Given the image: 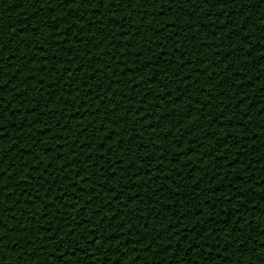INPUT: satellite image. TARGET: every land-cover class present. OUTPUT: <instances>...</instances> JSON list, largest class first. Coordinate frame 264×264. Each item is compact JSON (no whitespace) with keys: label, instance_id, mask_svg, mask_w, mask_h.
I'll use <instances>...</instances> for the list:
<instances>
[{"label":"snow or ice","instance_id":"1","mask_svg":"<svg viewBox=\"0 0 264 264\" xmlns=\"http://www.w3.org/2000/svg\"><path fill=\"white\" fill-rule=\"evenodd\" d=\"M19 2L23 7L25 0H19ZM257 2L261 4L260 9L264 8V0H72L69 3H66L65 0H40L39 8L35 7L37 0H31L34 13L42 8L44 9V16H47L49 7L57 8L64 5V8L69 11L75 10L76 15L69 17L68 11L60 10L56 11L50 18L47 17V19L43 17L34 18V20H39L40 23L31 25V38L22 39L24 37V33H22L18 40L12 41L7 51H5V45H8L11 38L7 41L0 38V88L9 83L12 75H16L18 71L20 73L18 79L11 84L10 92L0 91V129H2L0 130V137L5 136L6 133L9 137L7 149L0 147V174H2L0 175V264H5V261L9 259V255L4 253L5 248H7L9 254H17L13 264H47L49 246L53 249L54 254H58V261L62 262L66 256H76L77 250L80 249L79 240L81 239L85 241L83 255L87 258V261L78 262V264L95 261L97 250L103 248L104 245L115 249L112 253L115 260L108 259V264H117V262L125 264L129 252L132 253L131 264H141V259H138V257L147 254H151L154 260H144L143 264H161V261H163V264H172L173 256H177V264H181L182 253L185 256V253L192 249L193 244H196L197 247L192 249V252L197 250L200 252L198 264H208V261L217 264L219 259H208L220 247L217 231L211 224L205 227L203 232L197 231L202 223L197 217L204 216L203 209H200L191 217L184 212H180L176 219L172 221L171 225H176L172 229L165 225L164 228L157 231L149 223L154 219L157 220V216L159 220L169 219L170 217L166 216L165 213L173 211V204L177 208L180 204L179 201H172L171 196L165 197L163 194L165 186L163 184H158L157 189L153 190V195L148 197L147 202H145V197L141 194V191H148L150 186L159 181L162 175L169 177L171 174L163 167L165 159L169 157L155 143L159 139V134L154 135L149 141L151 146L159 153L158 156L154 153L140 155V153L145 152V147L141 148V145H144L142 135L149 128L155 132L156 124L153 121H158L161 117L167 116L168 119L164 120V123L167 124L170 120H175L173 127L177 131L184 127L185 139L192 137V142L189 145L192 152L188 153V149H185L183 145H181L179 151L187 152L189 159L192 158L193 154H196L197 159H200L203 154L196 153L195 145L199 143V140L193 137V133L200 132L203 125L193 127L197 121L202 119L209 123V128L203 131V139H215L219 133L211 128V125L218 124L223 129L225 127L223 121L227 119L231 122L234 115L242 117V123L232 127L242 128L245 134L248 132L247 126L252 118L248 114L247 116L244 115L249 111V107L245 110V106L251 105L253 101L251 96L244 95L243 90H240V85L246 84L247 81L238 77L237 73L239 72L233 71V68H243L241 66L245 64V56H247L245 53H251V56H247L249 58L247 63L250 64L253 48H249L245 52L243 41L235 48L231 46L229 41L234 38L241 39L239 32H241L244 21L252 16V12L247 11L245 12L247 15L245 13L239 15L243 16V20L240 21L239 32L233 27L235 23L233 18V22L229 24L227 12L237 8L238 5H255ZM196 6H200L199 11H197ZM164 7L188 9V12L173 11L171 14L173 18L165 20L164 18L170 15H158L164 11ZM150 8L156 9L155 15L149 11ZM96 9H100V12L94 16L96 18L90 20L91 25L94 27H89L88 24L84 23V20L88 16H93L91 13ZM125 9L135 10L136 16L141 18L140 28H143L145 24L150 25L149 28L145 29V32H152L151 40L146 34L141 35L139 31L134 30L131 23L124 16L119 15ZM57 12L61 15L57 16ZM217 12H223L225 15L217 19L215 17ZM189 13H194V17H191ZM209 13H212V15H209ZM259 16H264V14ZM259 16L258 22L261 26H264V19H260ZM80 17H84V20L82 21ZM49 21L56 26L46 27L45 25ZM57 21L61 22L57 24ZM112 21H123V25L111 23ZM204 21H207V23L205 24ZM178 24H181V27H177ZM201 24L207 25L208 27L205 29L215 33L214 36L217 35L216 27L219 24V31L223 33V37L215 40L211 38L201 40L198 35L202 30ZM61 25H65V27L61 28ZM111 25H115V33L106 30ZM166 25H171V27L166 28ZM250 26L252 24L248 28ZM69 28H72L70 34L68 32ZM93 28L96 31H93ZM248 28L243 31V36H249ZM33 29L37 31H33ZM41 29H47V36L41 32ZM169 29L172 31H169ZM253 31H257L255 27H253ZM86 32L89 33L87 41L83 38ZM233 32L237 33L234 37L231 36ZM97 33H99V39H96ZM116 33H124L125 42L122 45L118 46L115 39L112 38ZM177 33H180V35H177ZM54 34H58L61 39L57 41ZM182 35L183 39H180ZM48 37H52V39L49 40ZM262 37H264V34L258 38L257 43H264ZM93 41H95L94 44ZM143 41H148V43L145 44ZM85 44H92V47L97 49L95 57H93L91 48L86 49L83 47ZM106 44L109 47L105 48ZM189 44H192L200 54L196 55L192 51H181ZM170 45L172 47L169 51ZM24 46H27L29 52L21 55L20 48ZM153 46L159 48L160 51L154 52ZM121 47L125 49L123 54L120 53ZM16 48L19 49L18 52H13L12 49ZM49 48L53 51L49 52ZM133 48H135V52L132 51ZM69 49H71V52L68 51ZM112 49H116V51L113 52ZM205 50L211 53L213 59L209 60L205 56ZM57 52L63 53L64 58L58 57ZM74 52L77 55L74 56ZM145 52L154 53V55L150 56L149 60L141 61V57ZM255 52L259 53L256 59L264 57V49L261 48ZM6 53L7 55H5ZM29 53L35 55L36 59L32 60ZM9 56L24 58L23 63L19 59L10 61L13 65L12 69H14V71H11V75H9L7 63H4ZM105 56L107 62L100 67ZM78 60L81 62L78 63ZM85 64L91 68V71L86 75L89 78L91 77L92 81H95L96 76L107 69L108 72L105 73L103 79L108 80V85L105 86L104 83L93 85L85 81L84 77L79 75L85 73ZM113 64H118V70L122 74V76H117L115 80L110 79L108 75V73L115 71ZM146 64L148 65L147 68L144 67ZM173 67L175 70L170 71ZM77 69L81 70L77 71ZM133 69L135 70L133 71ZM186 69L187 71H185ZM216 69H220L219 73L215 71ZM149 70H152L151 75L144 76L141 79L142 74L149 72ZM194 73L195 80H193ZM5 76H7V79H5ZM160 76L164 77L168 83H159L157 80L155 83L150 82L153 77ZM30 77L33 79L29 80ZM46 77L54 78L49 79L46 84ZM124 77L127 78V84L132 86L131 92H135L136 88L144 84H158L162 91L154 94L153 103L150 106L144 97H148L149 93L152 95L151 89L144 91L139 107H135L137 104L135 99H128L123 92L117 93L115 91L119 81ZM232 77H235V80H232ZM201 78L204 79L205 84L210 86V90L205 87V84L201 83ZM230 80L231 82H229ZM41 81L43 83H40ZM81 81H83L82 84ZM173 84L176 85L175 88L172 87ZM225 84L229 85L227 90L224 88ZM180 85L184 86L185 91H180ZM81 87L85 90V96L93 99L96 103L89 105L87 101L80 100L78 94ZM46 88L53 93L48 100H42L41 96L35 95L36 93L42 94ZM57 89L60 91H57ZM260 89H264V85H261L257 91ZM173 91L177 93L175 96L172 94ZM193 92L205 95L204 102L201 103L199 98L194 99ZM73 93H76V95ZM6 95L8 96L7 102L5 100ZM13 95L24 96L18 106L14 107L17 101L11 105L13 112H20L16 116L9 115L5 111L9 108L8 102L12 101ZM117 95H120L122 100L113 102V97ZM68 97L72 98V107L76 109L75 113L68 112ZM160 97H164V99H160ZM178 97L181 99L179 102L174 103ZM224 97H227L229 101L227 105L223 99ZM246 97L249 98L246 99ZM242 100L245 102L240 104L237 109L236 105ZM57 101L63 107L60 108L59 114H54L53 104ZM124 101H127V103H124ZM182 101H188V103L178 111V106ZM77 102H79V106H77ZM161 104H167V113L161 111L160 116H156L144 111L146 106L155 109L159 108ZM28 105H30V108H26ZM229 105H231L233 111L228 112L225 116L226 106ZM45 108L50 120H55L56 123L48 122L47 130L44 128L37 129V126L44 122L42 117ZM22 109L26 111L32 109L34 111L31 113L27 111L25 116ZM81 109H84L86 114L92 117V120L83 126L77 122L74 127L79 133L78 139L69 143L65 139L66 134L72 131V126L68 123L69 117L75 119ZM256 109L261 112L264 107L258 104ZM216 110H219L217 115L212 116L213 111ZM65 112H68V116L64 115ZM189 113L191 114L189 115ZM194 113L195 119H193ZM17 116L23 117L19 123L15 119ZM29 116L32 117L31 121L27 118ZM210 116L212 119L209 121ZM261 116L264 117V115ZM133 117L135 118L134 123L138 125L137 127H133L129 123ZM185 120L191 121V123L185 125ZM146 121L148 122L147 125L145 124ZM93 122L99 125L94 135L103 133V138L97 137L100 140L99 144H96L94 139L86 135L88 128L93 126ZM13 124L17 125V128L11 127ZM20 125H23V127H19ZM57 128L62 129V133L53 130ZM9 129H12V131L9 132ZM37 131L44 133V135L38 137ZM209 132L212 133L210 138L207 135ZM124 134H128L127 141H125ZM109 136H111V139L106 140ZM179 139L180 137H177V140ZM48 140H52L53 143L49 144ZM4 141L0 139V145H3ZM56 141L62 143L57 144ZM224 141L225 143L219 145L220 148L226 146L227 140ZM25 143L28 144V149H24ZM236 143L239 144L240 140H237ZM63 145H67L70 149V159L68 160H65L62 155L64 152ZM73 145L78 149V152L72 150ZM85 145H88V147H84ZM101 145H103L102 148ZM13 146L15 147L13 148ZM200 147H203L202 143H200ZM38 148L51 149L56 152V157L48 160L47 163H42L40 155L47 157L48 152L44 150L38 153ZM10 149L12 151L5 157V153L9 152ZM24 152L28 154L25 155ZM80 155H84L85 158L81 160ZM26 157H32L36 164H31V161L27 160ZM89 157H92V159H88ZM56 159L63 162L59 164L58 168L53 169L52 164ZM5 161H10L7 167L4 165ZM76 161L80 162L76 163ZM137 161H140V168H136ZM179 163V160L175 162V164ZM200 163H203V159H200ZM182 167H190L189 161H184ZM141 169H146V171H141ZM18 176L19 179H17ZM46 176L51 178V182L47 184V189L44 188ZM145 176L147 179H142ZM191 179L195 181V177H191ZM9 180L11 183H7ZM33 180H35V185L32 184ZM63 181H67V183H62ZM112 181H116V183L113 184ZM125 182L134 185L132 188H127V192L131 193L130 197L134 199L130 200V197H126ZM57 185H61V187L53 195L52 190L57 189ZM118 187L120 188L119 192H117ZM30 188L32 191L29 190ZM69 188H71V193L68 191ZM97 188L101 190L97 191ZM42 191L47 199L40 200L37 208L39 193ZM236 191L239 192V189ZM179 193L180 189L177 186L171 195L179 196ZM69 195L72 197L71 200H69ZM165 199H167V203H163ZM233 199L238 200L240 197L238 195L235 197L229 196L226 198V202L231 203ZM97 200L100 201V205L94 207ZM249 203H252V201L249 200ZM25 204L28 205L27 210L21 211V207ZM113 204H118L119 208L113 207ZM130 204H133L134 207L129 208ZM57 205H59V208H57ZM157 205L160 207L158 208ZM8 209L15 210L9 212L6 211ZM49 209L52 210L51 213ZM82 209L83 213L81 212ZM89 210H91V215L88 214ZM227 211L228 209H225V212ZM18 212L21 219H17ZM57 214H59V217ZM49 215L53 217L52 221L49 220ZM210 215H215L214 208L211 210ZM121 217L128 218L121 219ZM186 220L194 222L187 224L184 223ZM53 221H56L55 231L52 226ZM41 222H47V224ZM204 222L206 223V221ZM101 224H103V227H100ZM86 225H91V227H86ZM136 225L139 226L142 232L135 231L137 229ZM251 227V222H248L247 228L234 227L232 232L229 233L230 236H236L239 232L242 236L241 239H237L235 242L232 240L227 242V245H231V248L234 249L232 254H235L245 244L247 245V252L251 250L248 244L245 243V241L255 239L248 232ZM77 228L83 229L79 237L77 236ZM113 228L116 231H110ZM185 229L193 230L191 232V242H189L190 233H186ZM234 229L238 230L234 231ZM246 232L248 234L244 235ZM161 233L164 234V238H160ZM205 233H207V236H205ZM258 235L264 236V229H258ZM113 236H116L117 239L112 240L111 237ZM128 240H132L133 243L126 244L125 242ZM213 240H215V245H219L218 247H213ZM137 241L139 243H136ZM157 241H161V243H157ZM65 243L72 246L70 251L65 249ZM184 244H186V247H182ZM205 244L208 247L205 248ZM9 245H16L17 250L15 252L11 251ZM137 245L140 246V251H134L137 249ZM169 245L172 247L169 248ZM259 245H264V240L258 242V247H255L256 251L261 248ZM149 248H151V251H146ZM121 249L124 250L123 255L120 254ZM165 249H168V251L165 252ZM202 251L204 256H201ZM224 252L227 253L228 250H224ZM169 254H171V259ZM100 255L103 259V253H100Z\"/></svg>","mask_w":264,"mask_h":264},{"label":"trees","instance_id":"2","mask_svg":"<svg viewBox=\"0 0 264 264\" xmlns=\"http://www.w3.org/2000/svg\"><path fill=\"white\" fill-rule=\"evenodd\" d=\"M66 3L72 2V0H65ZM40 6V0H37V4L35 7L39 8ZM22 7V4L17 2V0H2L0 2V38H2L4 41H7L9 38L8 45H5V51L8 50L10 47L12 41L18 40L20 35L24 33V38H31L32 36V29L31 25H38L40 23L39 20H34V18L43 17L44 19L50 18L56 11L65 10L68 11V16L72 17L76 15L75 10H67L64 8V5H60L57 8L49 7L47 10V16H44V9H40L38 12H33V9L31 7V0H25L24 5ZM159 5L157 6V8ZM197 11L200 10V6H196ZM261 4L257 2L255 5H243V6H237V8H233L231 11L227 12V15L229 17V24H231L234 20L233 27L236 29V31L239 32L240 29V21L243 20V13L247 11L252 12V16L249 17L244 21V25L241 28V32H239V36L241 39L234 38L233 40L229 41L231 46L235 48L237 45L241 44L242 41L244 42L243 47L245 49V52L249 48H253V53L251 57V63H247L248 57L251 56V53H245V64L241 67L243 68H233V71H237V76L241 79H244L247 81L246 84L240 85V90H243V94L246 96H251L253 103L249 106H245V110L249 107V111L245 113L244 115L247 116V114L252 118L251 122L248 124V132L245 134L243 132V129L240 127H232L235 125H238L242 123V117L235 116L233 117V120L231 122L227 121L225 119L223 122L225 124V127L221 129L218 124L211 125V128L215 129L216 132L219 133V135L215 139H203V131L207 128H209L208 121L205 120H199L193 127H197L200 125H203L200 132H194L193 137L198 138L199 143L195 145L196 147V153L203 155L200 156V159H203V163H200V159H197V155L193 154L192 158L189 159V156L187 152H180L179 148L181 145L185 149H188V153L192 152V149L189 148V145L192 142V137H189L188 139H185L184 133L185 128L181 127L179 131L173 127L175 124V120H170L167 124L164 123V120H167L168 117H161L158 121H153L156 124L155 132H153L150 128L147 129L143 135L142 139L144 141V145H141V148L145 147V152L140 153L141 156L146 155L147 153H154L156 156L159 155V153L156 152L155 148L151 146L149 141L151 138L159 134V139L155 141L156 145L165 152L166 156H168V159H165L163 167L167 170L168 173L171 175L169 177L161 176L159 181L154 182L148 191H141V194L145 197V202H147L148 197L153 195V190L157 189L158 184H163L165 186V192L163 193L165 197L171 196L172 201H179V208L175 206V204L172 205L173 211L171 213H165L166 216L170 217L169 219L159 220V217L157 216V220H152L149 223L154 227L157 231L160 228H164L165 225L169 226V229H172L176 227V225H171L172 221L176 219V216L180 212H184L187 216L191 217L193 216L197 211L200 209H203L204 216L197 217L198 220L202 221L201 225L198 227L197 231L203 232V229L207 227L209 224L215 228V230L218 233V238L220 241V247L218 251L213 254L212 256H209L208 259H219L217 260V264H264V245H259L261 247L259 251H256L255 247H258V242L261 240H264V236L258 235V229H264V117L261 115H264V110H261V112H258L256 107L258 104H260L261 107H264V89H260L257 91L261 85H264V57H261L259 59H256V57L259 55V53L255 52L260 50L261 48L264 49V43L259 44L258 38L264 34V26H261L258 22V16L260 14H264V8H261ZM260 9V11H259ZM83 10V9H82ZM150 12L155 15L156 9H149ZM173 11L180 12H188V9H181V8H168L164 7V11L159 13L158 15H170L166 16L164 19H172L173 17L171 14ZM100 12V9H96L92 11L93 16H88L85 20L84 17H80V19L89 27H94L91 25L90 20L94 19L95 15H98ZM137 13H135L134 9H125L124 11H121L119 15L124 16L126 20H128L131 23V26L134 30L139 31L141 35H147L149 40L152 38V32H145V29L149 28L150 25L145 24L143 28L139 27V24L141 22V18L136 16ZM57 16L61 15V13L57 12ZM191 17H194V13H189ZM209 15H212V13H209ZM225 13L223 12H217L215 13V17L217 19L223 17ZM247 15V13H245ZM27 17V19H25ZM233 18V20H232ZM260 19H264V16H259ZM61 21H57V24H59ZM111 23H117L120 25H123V21H112ZM206 24L207 21H204ZM249 28L248 26L251 25ZM46 27H55L56 25L51 24V21ZM65 27V25H61V28ZM75 27V26H73ZM167 27H171V25H166ZM177 27H181V24H178ZM187 27V26H186ZM201 32L198 33L201 40H207L209 38L211 39H220L223 37V33L219 31V24H217L216 32L212 33L210 30L205 29L208 26L201 24ZM253 27L256 28L257 31H253ZM248 28L249 36H243V31ZM112 33H115V25L109 26L108 29H106ZM33 31H37L36 29H33ZM72 28H69L68 32L71 33ZM93 31H96L95 28H93ZM169 31H172L169 29ZM41 32L47 36V29H41ZM207 33V35H205ZM55 39L59 41L61 38L58 34H54ZM124 33H116L115 36L112 38L115 39L117 45H122L125 42V37L123 36ZM177 35H180V33H177ZM237 33L233 32L231 36H236ZM85 41L89 39V33H85V36L83 37ZM139 38V37H137ZM264 38V37H262ZM49 40L52 39V37H48ZM96 39H99V33H97ZM180 39H183V35L180 37ZM23 43V41H21ZM95 41H93V44ZM143 43L147 44L148 41H143ZM83 47L91 48L93 52V57L96 56L97 49L95 47H92V44H85ZM109 47V45H105V48ZM154 47V52L160 51L159 48ZM171 45L169 46V51L171 50ZM206 47V46H205ZM18 48L12 49L13 52H18ZM43 50V49H41ZM49 52L53 51V49H48ZM71 52V49L68 50ZM113 52L116 51V49H112ZM125 49L123 47L120 48V53L123 54ZM135 52V48L132 50ZM181 51L187 52L192 51L196 55H199L200 53L196 51V49L193 47L192 44H189L187 47L182 48ZM241 51H243L241 49ZM29 52V49L27 46L20 48V54ZM32 53H29V56L32 60H35V55H31ZM7 55V53L5 54ZM73 55H77L75 52ZM154 53H148L145 52V54L141 57V61L149 60L150 56H153ZM163 55V54H162ZM57 56L60 58L63 57V53L57 52ZM205 56L211 60L213 59L210 52L205 50ZM19 59L21 63H23L24 58H20L17 56H9L7 61H4V63H7L9 75H11V71H14L12 69L13 65L10 63V61ZM190 59V58H189ZM235 59V57H233ZM80 63L81 61H77ZM107 62V57L105 56L104 61L101 62L100 67L103 66V63ZM190 63V62H189ZM195 63V61H193ZM199 63V62H198ZM145 68L148 67V65H144ZM223 67V66H221ZM113 69L115 71H112L108 73L109 78L115 80L117 76H122V74L118 70V64H113ZM81 69H77V71H80ZM135 69H133L134 71ZM174 67L170 69V71H174ZM91 68L88 67L87 64H85V73H81L79 75L84 77V80L87 81L90 84H98V83H104L105 86L108 85V80L103 79L105 73L108 72L107 69H105L104 72H102L99 76H96L95 81L91 80V77L89 78L86 73L90 72ZM151 71L143 73L141 76V79H143L144 76H150ZM187 71V69L185 70ZM217 73H219L220 69L215 70ZM19 71L16 73V75H12L11 80H9V83L7 85H4L3 88H0V91L3 92H10L11 91V84L14 83L18 77H19ZM54 77H46L45 83L47 84V81ZM5 79H7V76H5ZM33 78H29V80H32ZM196 79L195 73L193 74V80ZM232 80H235V77L231 78ZM156 80L159 83H168L167 80H165L164 77H153L152 83H155ZM231 82V80L229 81ZM40 83H43L41 81ZM83 81H81V84ZM201 83L205 84V81L203 78H201ZM239 83V81H237ZM131 85L127 84V78H122L115 91L117 93L123 92L124 96H127L128 99H135L137 101V104L135 107H139V102L141 100V96L144 91L151 89V93H149L148 97H144V99L147 100L148 105L150 106L153 103L154 94L159 93L162 91V88L159 87L158 84H144L141 87L136 88L135 92H131ZM173 88L176 87L175 84L172 86ZM205 87L210 90V86L205 84ZM229 87L228 84L224 85L225 90H227ZM57 91H60L57 89ZM67 91V89H65ZM180 91H185V88L183 85H180ZM239 91V90H238ZM52 91L50 89H45V91L41 93H36L35 95L41 96L42 100H48L49 97L52 95ZM63 94V93H61ZM76 95V93H73ZM139 94V95H138ZM174 96L177 94L175 91L172 93ZM80 96V100L87 101L89 105L96 103L93 99L85 96V90L83 87H81V91L78 94ZM223 95V94H222ZM231 95V93H229ZM193 98H199L200 102L203 103L205 99V95H201L199 92H193ZM249 97H246L248 99ZM24 99L23 95H13L12 101H9V108L5 109L6 112H8L9 115L16 116L19 115L20 112H13L11 110L12 103L17 101V104L14 105V107L18 106L20 103V100ZM68 112L75 113L76 109L72 107V98L68 97ZM160 99H164V97H160ZM181 98L178 97L175 102H179ZM225 100V104L227 105L229 101L227 100V97L223 98ZM5 100L7 102L8 96H5ZM122 100V97L120 95L113 97V102H120ZM245 101H240L238 105H236L237 109L239 108L240 104H243ZM124 103H127V101H124ZM188 103V101H182L178 106V111L180 109H183L185 105ZM77 106H79V102H77ZM63 107V105L60 104L59 101H57L55 104H53L54 114H59L60 108ZM158 107V106H157ZM26 108H30V105L26 106ZM24 111L25 116L28 113H31L32 109H28L27 111L25 109H22ZM131 111V109H129ZM145 112H148L150 115H156L160 116L161 111L164 113H167L168 107L167 104H161L159 108H151V107H145ZM219 110L213 111L212 116H216ZM233 109L231 108V105L226 106V112L225 116L228 112H232ZM68 112H65L64 115L68 116ZM191 113H189L190 115ZM122 115V114H121ZM82 117V119H80ZM29 121L32 120V117H27ZM75 118V117H74ZM17 122L19 123L20 120L23 119L22 116H17L15 118ZM43 121L41 124L37 126V129L44 128L47 130L48 122H51L53 124L56 123L55 120H50L47 109L45 108L44 116L42 117ZM134 117L132 121H129V123L132 124L133 127H137L134 123ZM193 119H195V113L193 114ZM212 117L210 116L208 120L210 121ZM92 120V117L90 115H87L84 109H81L80 112L76 115V118L73 119L69 117V125L72 126V131L67 133L65 136V139L70 143L71 141H74L78 139L79 133L74 127V125L79 122L83 126L84 124H87L89 121ZM26 123V122H25ZM147 121L145 124L147 125ZM185 125H188L191 123V121L185 120ZM215 123V122H214ZM13 128H17V125L13 124L11 125ZM19 127H23V125H20ZM99 125H96L93 122V126L88 128L87 136L91 139H94L96 141V144H99L100 140L97 137L103 138V133H95L96 128H98ZM171 129V131H169ZM2 130V129H0ZM54 131H58L62 133V129L57 128L53 129ZM102 130V129H101ZM190 131V129H188ZM12 129H9V132H11ZM27 131V129H25ZM227 133V135H225ZM37 136H43L44 133H39V131L36 132ZM253 134H255L253 136ZM114 135V134H113ZM208 137L210 138L212 136V133L209 132ZM177 137H180L179 140H177ZM223 137V139H221ZM8 135L7 133L5 136L0 137V139L5 140L3 145H0L3 149H7L8 144ZM59 138V137H57ZM118 138V137H117ZM125 141L128 139V134H124ZM47 139V137H45ZM111 139V136L107 137L106 140ZM227 140V144L224 148H220L219 145L222 143H225L224 140ZM240 140V143L237 144L236 141ZM114 142V141H113ZM48 143H53L52 140H48ZM57 144H61V141H56ZM200 143L203 144V147H200ZM64 146V152L62 153L65 160L70 159L69 157V147L67 145ZM61 146V147H63ZM15 146H13L14 148ZM24 149H28V144L25 143L23 146ZM35 147V146H34ZM84 147H88V145H85ZM101 148L103 145L100 146ZM211 149V151H209ZM48 152V156L45 157L44 155H40V160L42 163H47L48 160L53 159L56 157V152H53L51 149H37L38 153H41L42 151ZM73 151H77L78 149L75 148V145H73L72 148ZM12 150L10 149L9 152L5 153V157H7ZM139 152V150H137ZM24 154H28L27 152H24ZM226 157V159H225ZM59 158V157H57ZM85 158L84 155H80V159L83 160ZM115 158V157H113ZM27 160L31 161V164L35 165L36 161L32 159V157H26ZM88 159H92V157H89ZM180 161L179 164H175V162ZM189 161L190 167H182L184 165V161ZM10 161H5L4 165L7 167L8 163ZM63 161L56 159L54 163L52 164V168L56 169L59 167V164ZM80 161H76V163H79ZM119 163V162H117ZM146 163V161H145ZM247 165V167H246ZM80 166V165H77ZM67 167V165H66ZM136 168H140V161H137ZM135 171V169H133ZM141 171H146V169H141ZM35 174V173H34ZM155 175V173H153ZM2 175V174H0ZM139 175V173H138ZM191 177H195V181L191 179ZM20 177L18 176L17 179ZM74 179V177H72ZM10 179H12L10 177ZM142 179H147V177H142ZM159 179V178H157ZM45 185L44 188L47 189V184L51 182L50 176L45 177ZM198 182V183H197ZM7 183H11V181H7ZM62 183H67V181H63ZM113 184L116 183V181H112ZM32 184L35 185V180L32 181ZM215 186H212V185ZM125 192L126 197H130L131 193L127 192V188H132L134 185H131L130 182H125ZM179 186L180 193L179 196H173L171 195L173 191H175L176 187ZM61 187V185H57V189L52 190V194L55 195L56 191ZM239 189V192L236 190ZM247 189V191H245ZM32 191V189H29ZM100 188H97V191H100ZM69 193H71V188L68 189ZM83 191V190H82ZM120 191V188H117V192ZM239 196L240 199H233L231 203L226 202V198L229 196ZM35 198V194H34ZM71 195H69V200H71ZM10 199V197H9ZM15 199V197H13ZM47 197L44 195V192L39 193V200L37 201V208L39 207V201L40 200H46ZM59 199V198H58ZM87 199V197H85ZM134 199L130 197V200ZM249 200L252 201V203H249ZM83 203V201H81ZM163 203H167V199L163 201ZM100 201H96L94 204V207H99ZM113 207L119 208L118 204H113ZM134 207L133 204L129 205V208ZM159 208L160 206L157 205ZM28 205L25 204L21 207V211L27 210ZM57 208H59V205H57ZM215 209V215H210L211 210ZM225 209H228L227 212H225ZM15 209H8L6 211H14ZM51 209H49V212L51 213ZM83 213V209L81 210ZM31 214V213H30ZM88 214L91 215V210L88 211ZM119 215V214H118ZM130 215V213H129ZM59 217V214H57ZM128 217H121V219H127ZM230 218V219H229ZM17 219H21L19 212L17 213ZM98 219V218H94ZM183 219V218H182ZM49 220L52 221L53 217L49 215ZM206 221V223L204 222ZM194 221L192 220H186L184 223L191 224ZM235 222V223H234ZM243 222V223H241ZM248 222H251V229L248 230L250 232L251 236L255 239L251 241H245V243L248 244L249 250L247 252V245H242L241 248L235 252V254H232L234 249L231 248V245H227V242L229 240H232L235 242L237 239H241L242 236L238 232L236 236H230L229 233L232 232L234 227H243L247 228ZM43 224H47V222H41ZM135 223V222H134ZM56 221H53V229H55ZM86 227H91V225H86ZM100 227H103V224L100 225ZM137 229L135 231H141L139 229V226L136 225ZM221 229H223L221 231ZM67 230V229H65ZM238 229H234L236 231ZM83 231V229L77 228V236L79 237L80 232ZM110 231H116L115 228L110 229ZM186 233L189 234V242L192 240V229H185ZM248 232L244 233V235H247ZM39 235V233H37ZM205 236H207V233H205ZM134 238V237H133ZM160 238H164V234H160ZM112 240H116L117 237L113 236L111 237ZM183 239V237H182ZM126 244L133 243L132 240H128L125 242ZM136 243H139L137 241ZM155 243V241H154ZM157 243H161V241H157ZM213 247H218L219 245H215V240H213ZM80 249H78L76 256H66L64 261H58V254H54L53 249L51 246H49L48 254H47V264H78V262H85L87 261V258L84 257V247H85V241L79 240ZM10 250L15 252L17 250L16 245H9ZM66 250H71L70 245L65 243L64 245ZM172 246L169 245V248ZM182 247H186V244L182 245ZM197 245L193 244L192 249L196 248ZM204 247H208L207 244L204 245ZM140 246L137 245V249L134 251H140ZM107 249V251H105ZM192 249H189L185 256L182 253L183 259L181 261V264H198L199 261V250L192 252ZM115 249L110 248L108 245H104L103 248H100L97 250V255L95 258V261L87 262V264H108V259L114 261L115 257L112 256V253ZM224 250H228L227 253L224 252ZM146 251H151V248L147 249ZM168 249H165V252H167ZM4 253L9 255V259L5 261V264H13V262L17 258L16 253H8L7 248L4 249ZM100 253H103V259L100 255ZM124 250L121 249L120 254L123 255ZM247 253V254H245ZM201 256H204L203 251L201 252ZM131 257L132 253L129 252L128 256L126 257L125 264H131ZM169 258L171 259V254H169ZM138 259H141V264H143L144 260L152 261L154 260V257L151 254L143 255L142 257H138ZM177 256H173L172 258V264H177ZM191 260V261H189ZM119 264V262H117ZM161 264H163V261H161ZM208 264H212V261H208Z\"/></svg>","mask_w":264,"mask_h":264}]
</instances>
